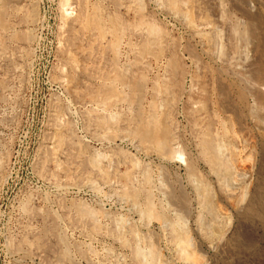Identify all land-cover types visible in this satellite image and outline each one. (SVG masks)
<instances>
[{"label": "rangeland", "instance_id": "rangeland-1", "mask_svg": "<svg viewBox=\"0 0 264 264\" xmlns=\"http://www.w3.org/2000/svg\"><path fill=\"white\" fill-rule=\"evenodd\" d=\"M172 2L0 0V264H264V0Z\"/></svg>", "mask_w": 264, "mask_h": 264}, {"label": "bare ground", "instance_id": "bare-ground-1", "mask_svg": "<svg viewBox=\"0 0 264 264\" xmlns=\"http://www.w3.org/2000/svg\"><path fill=\"white\" fill-rule=\"evenodd\" d=\"M174 1H176V0H173V2H174ZM66 2H68V1H66ZM169 2H170V0H169ZM173 2H172V3H173ZM178 2H179V1H178ZM243 2H244V1H243ZM180 3H181V2H180ZM173 4H174V3H173ZM181 4H182V3H181ZM183 4H184V3H183ZM224 5H225V4H224ZM234 5H235V4H234ZM171 6H173V5L171 4ZM184 6H186V5H184ZM169 7H170V6H169ZM170 9H171V8H170ZM172 9H173V8H172ZM251 9H252V8H251ZM174 11H175V10H174ZM180 11H181V10H180ZM189 11H190V10H189ZM255 11H256V10H255ZM29 12H30V11H29ZM31 12H32V11H31ZM140 12H141V11H140ZM246 12H247V11H246ZM244 13H245V12H244ZM263 14H264V13H263ZM98 19H99V18H98ZM181 19H182V18H181ZM221 19H222V18H221ZM257 19H259V18H257ZM189 20H190V19H189ZM191 21H192V20H191ZM216 21H217V20H216ZM222 21H223V20H222ZM256 22H258V23H256ZM240 23H241V22H240ZM194 25H195V24H194ZM237 25H238V23H237ZM257 25L259 26V29H257ZM230 26L233 27V24H232V25L230 24ZM244 26H245V25H243V27H241V28L244 29ZM251 26H252V29H251V30H252V31H251L252 34H251V35L253 36L252 38L255 39V40H251V41H250V40H249V41H248V40H245V41H246V42H247V41H248V42H251V43H250V44H251V50H250V55H249V56H251L252 61H250V60H249V61H250L251 63L254 61L255 64L258 65V64L260 63V62H259V61H260V57H261V58H264V20H262V19H260V20H258V21L251 20ZM234 27H235V26H234ZM115 28H116V27H115ZM223 28H224V27H223ZM228 28H229V27H228ZM236 28H238V26H236ZM236 28H235L234 31H235V32L238 31V33H235V36H237L236 34H238V36H239L240 31H241V33H244V35L247 34V32H246L247 29H246V30L244 29V30H245V31H244L243 29L238 30V29H236ZM246 28H247V27H246ZM233 29H234V28H233ZM233 29H232V31H233ZM227 31H228V30H227ZM247 31H248V30H247ZM249 32H250V31H248V34H249ZM251 32H250V33H251ZM102 34H103V33H102ZM229 34H231V33H229ZM229 34H228V35H229ZM233 34H234V33H233ZM248 34H247V35H248ZM240 35H241V34H240ZM217 36H218V35H217ZM241 37H242V35H241ZM250 37H251V36H250ZM121 38H122V37H121ZM121 38H120V39H121ZM215 38H216V36H215ZM227 38H228V37H227ZM230 38H231V36H230ZM204 39H205V38H204ZM218 39H219V38H218ZM235 39H236V37H235ZM237 39H238V38H237ZM237 39H236V40H237ZM244 39H245V38H244ZM244 39H243V42H244ZM246 39H247V38H246ZM248 39H249V36H248ZM214 40H215V39H214ZM240 40H241V39H240ZM240 40H239V41H240ZM227 41H228V40H227ZM228 42H229V41H228ZM230 42H231V41H230ZM230 42H229V43H230ZM200 43H201V42H200ZM216 43H217V42H216ZM229 43H228V44H229ZM237 43H238V40H237ZM239 43H240V42H239ZM241 43H242V42H241ZM202 44H203V43H202ZM232 44H233V43H232ZM250 44H249V45H250ZM229 45H230V44H229ZM242 45H243V44H242ZM242 45H240V46H242ZM221 46H222V45H221ZM231 46H232V45H231ZM247 46H248V44H247ZM227 47H228V46H227ZM237 47H238V46H237ZM228 48H229V47H228ZM235 48H236V47H235ZM241 48H242V47H241ZM181 49H182V48H181ZM225 49H226V48H225ZM236 50H239V48H236ZM244 50H246V49H244ZM193 51H194V50H193ZM234 51H235V50H234ZM240 51H241V50H240ZM246 51H247V50H246ZM246 51H245V56L248 55V54H247L248 52H246ZM225 52H226V51H225ZM231 52H232V51H231ZM229 53H230V51H229ZM236 53H237V52H236ZM238 53H239V52H238ZM190 54H191V53H190ZM232 54H234V53H232ZM241 54H242V52H241ZM234 55H235V54H234ZM234 55H233V56H234ZM242 58H243V56H242ZM175 59H176V58H175ZM223 59H225V58H223ZM227 59L229 60L230 58H227ZM247 59H248V58H247ZM249 59H250V58H249ZM176 60H177V59H176ZM194 60H195V59H194ZM198 60H199V59H198ZM218 60H219V59H218ZM245 60H246V59H244V61H245ZM169 61H170V60H169ZM195 61H196V60H195ZM195 61H194V63H195ZM234 61H235V60H234ZM237 61H238V60H237ZM237 61H236V62H237ZM241 61H242V60H241ZM249 61H248V62H249ZM250 62H249V64L251 65ZM254 62H253V63H254ZM218 63H219V62H218ZM222 63H223V62H222ZM226 63H227V62H226ZM228 63H230V62H228ZM243 63H244V62H243ZM246 63H247V62H246ZM235 64H236V63H235ZM170 65H171V64H170ZM223 65H224V63H223ZM231 65H232V64H231ZM233 65H234V63H233ZM233 65H232V66H233ZM245 65H246V64H245ZM252 65H253V64H252ZM257 65H256V66H257ZM260 65H261V64H260ZM260 65H258V66L255 67L254 69H256L257 77H258V79H259V80L261 81V83H262V84H261V85H262L261 87H263V83H264V65H263V64H262V66H260ZM172 66H175V65L172 64ZM177 66H178V65H177ZM225 66H226V65H225ZM236 66H237V65H236ZM241 66H242V65H241ZM238 67H240L239 64H238ZM238 67H237V68H238ZM246 67H248V66L246 65L245 68H246ZM251 67H252V66H251ZM251 67H250V69H251ZM172 68H173V67H172ZM174 68H175V67H174ZM177 68H178V67H177ZM177 68H176V69H177ZM232 68H233V67H232ZM221 69H222V67H221ZM229 69H230V68H229ZM243 69H244V68H243ZM227 70H228V69H227ZM210 71H211V70H210ZM231 71H233V70H231ZM244 71H248V70L245 69ZM211 72H212V71H211ZM229 72H230V71H229ZM229 72H228V73H229ZM198 73H199V72H198ZM201 73H202V72H201ZM207 73H208V72H207ZM209 73H210V72H209ZM214 73H215V72H214ZM224 73H225V72H224ZM235 73H236V72H235ZM230 74H231V73H230ZM245 74H246V72H245ZM245 74H244V75H245ZM248 74H249V73H248ZM252 74H253V73H252ZM215 75H216V74H215ZM224 75H225V74H224ZM234 75L236 76V74H234ZM238 75H239V72H238ZM240 75H242V74H240ZM253 75H254V74H253ZM226 76H227V75H226ZM230 76H231V75H230ZM245 76H246V75H245ZM254 76H255V75H254ZM208 77H209V76H208ZM213 77H214V76H213ZM227 77H229V76H227ZM222 78H223V77H222ZM237 78H238V77H237ZM242 78H243V77L239 78L240 81H241V80L244 81L245 77H244V79H242ZM251 78H252V77H251ZM219 79H220V78H219ZM239 79H238V80H239ZM223 80H225V79H223ZM220 81H221V80H220ZM220 81H219V82H220ZM233 81H235V80H233ZM211 82H212V81H211ZM219 82H217V83H219ZM223 82H224V81H223ZM231 82H232V81H231ZM231 82H230V83H231ZM236 82H239V81L236 80ZM236 82H235V85H236ZM241 82H242V81H241ZM217 83H216V85H217ZM221 83H222V81H221ZM226 83H227V82H226ZM232 83H234V82H232ZM239 83H240V82H239ZM242 83H244V82H242ZM216 85H215V87H216ZM217 86H218V85H217ZM239 86H240V85H239ZM251 86H252V85H251ZM222 87H223V86H222ZM234 87H235V86H234ZM234 87H233V88H234ZM248 87H249V86H248ZM248 87L246 86V88H248ZM261 87H258V86L256 85L255 87H249L247 91H249V89L251 90V88H252L253 92L255 91L254 93H252V94L254 95L255 93H261V92L263 91V89H262ZM213 89L215 90L214 87H213ZM229 89H230V88H229ZM229 89H227V90H229ZM238 89H239V87H238ZM218 90H219V89H218ZM227 90H226V91H227ZM204 91H205V90H204ZM231 91H232V90H231ZM236 91H241V90H237V89H236ZM242 91H245V90H242ZM213 93H214V92H213ZM220 93H221V92H220ZM227 93H228V91H227ZM231 93H235V92H231ZM231 93L229 92L228 94H231ZM214 94H215V93H214ZM217 94H218V92H217ZM239 94H240V93H239ZM262 94H263V93H262ZM220 95H221V94H220ZM222 95H223V94H222ZM231 95H233V94H231ZM237 95H238V93H237ZM258 95H259V94H258ZM260 95H261V94H260ZM214 96H215V95H214ZM244 96H245L244 93H243V94H240V95H239V99H240L239 101L244 100V99H245ZM248 96H249V94H248ZM215 97H216V96H215ZM254 97H256V96H254ZM222 98H223V97H222ZM227 98H228V96H227ZM237 98H238V96H237ZM243 98H244V99H243ZM250 98H251V97H250ZM256 98H257V97H256ZM218 99H219V98H218ZM230 99H231V98H230ZM246 99H247V98H246ZM246 99H245V101H246ZM248 99H249V98H248ZM215 100L217 101V99H215ZM219 100H220V99H219ZM225 100H226V99H225ZM227 100H228V99H227ZM250 100H252V99H250ZM258 100H259V99H258ZM222 101H223V100H222ZM233 101H235V100H232V102H233ZM237 101H238V100H237ZM219 102H220V101H219ZM235 102H236V101H235ZM256 102H257V100H256ZM217 103H218V102H217ZM217 103H216V105H217ZM237 105H238V104H237ZM256 105H257V104H256ZM218 106H219V105H218ZM220 106H221V103H220ZM242 106H243V105H242ZM248 106H250V107H248V108H252L251 106H253V105L250 104V105H248ZM257 106H258V105H257ZM262 106H263V105H262ZM222 107H223V106H222ZM246 107H247V106H246ZM253 107H254V106H253ZM224 108H225V107H224ZM227 108H229V107H227ZM227 108H226V109H227ZM255 108H256V107H255ZM220 109L222 110L221 107H220ZM259 109H260V108H259ZM180 110H181V109H180ZM196 111H197V110H196ZM227 111H228V110H227ZM232 111H233V110H232ZM232 111H231V112H232ZM239 111H241V110H239ZM242 111H243V110H242ZM247 112H248V111H247ZM247 112H246V113H247ZM208 113H209V112H208ZM218 113H219V111H218ZM218 113H217V114H218ZM238 113H241V112H237V114H238ZM242 113H243V112H242ZM242 113H241V114H242ZM227 114H229V112H228ZM215 115H216V114H215ZM233 115H234V114H233ZM256 115H257V114H256ZM258 115H259V114H258ZM231 116H232V115H231ZM253 116H255V115H253ZM253 116H252V117H253ZM220 117H221V116H220ZM248 117H249V118H252V117H250V116H248ZM257 117H259V116H257ZM222 118H223V116H222ZM234 118H235V117H234ZM262 118H263V117H262ZM237 119H238V118H237ZM241 119H242V118H241ZM212 120H213V119H212ZM242 120H243V119H242ZM262 120H263V119H262ZM237 121H238V120H237ZM263 121H264V120H263ZM221 122H222V121H221ZM242 122H244V123H243V125L240 124V125H241V129L245 126V125H244V124H245V121H242ZM250 122H251V121H250ZM252 122H253V121H252ZM260 123H261V121H260ZM260 123H259V124H260ZM212 124H213V123H212ZM222 124H223V127H224V122H222ZM231 124H232V123H231ZM238 124H239V123H238ZM246 124H247V122H246ZM253 124H254V123H253ZM162 125H163V124H162ZM233 125H234V124H233ZM240 125H239V126H240ZM263 125H264V124H263ZM163 126H164V125H163ZM201 126H202V125H201ZM217 127H218V126H217ZM230 127H231V126H230ZM253 127H254V126H253ZM255 127H256V126H255ZM209 128H210V127H209ZM209 128H208V129H209ZM224 128H225V127H224ZM239 128H240V127H239ZM247 128H248V127H247ZM258 128H259V127L257 126V130H258ZM154 129H155V128H154ZM164 129H166V128H164ZM244 129H245V127H244ZM244 129H243V130H244ZM255 129H256V128H255ZM259 129H260V131H258L257 134L261 133V130H262V129H261V128H259ZM158 130H159V129H158ZM166 130H167V129H166ZM225 130H226V128H225ZM227 130H229V129L227 128ZM227 130H226V131H227ZM243 130H242V131H243ZM251 130H252V129H251ZM257 130H256V131H257ZM263 130H264V129H263ZM161 131H162V130H161ZM167 131H168V130H167ZM152 132H153V130H152ZM205 132H207V134H208V132H209V133H211V132L213 133V131L210 132V130L205 131ZM215 132L217 133V130H216ZM219 132H221V131H218V135H219ZM232 132H233V131H232ZM161 133H163V132H161ZM166 133H169V132H166ZM202 133H203V132H202ZM216 133H214V134H216ZM223 133H224V132H223ZM214 134H213V135H214ZM221 134H222V133H221ZM227 134H228V132H227ZM249 134H250V133H249ZM153 135H154V134H153ZM216 135H217V134H216ZM230 135H231V134H230ZM260 135H262V134H260ZM150 136H151V135H150ZM157 136H158V135H156V137H157ZM203 136H204V135H203ZM207 136H208V135H207ZM207 136H206V137H207ZM214 136H215V135H214ZM214 136H211V137L213 138ZM227 136H228V135H227ZM232 136H233V135H232ZM232 136H231V138H232ZM262 136L264 137V135H262ZM159 137L161 138V135L158 136L157 138H159ZM164 137H165V136H164ZM206 137L204 136V138H206ZM224 137H225V135H224ZM147 138H148V135H147ZM152 138H155V137H152ZM204 138H202V139L204 140ZM208 138H209V137H208ZM208 138H207V139H208ZM215 138H217V136H216ZM215 138H213V139H211V140H209V139H210V138H209L208 140H209V141H212V142H213V141H217ZM219 138H220V140H221V137H220V136H219ZM222 138H223V137H222ZM225 138H226V137H225ZM225 138H224V139H225ZM231 138H230V140H231L230 143H231L232 140H233V138H232V139H231ZM234 138H235V137H234ZM257 138H258V137H256L255 139H257ZM66 139H67V138H66ZM148 139H149V138H148ZM214 139H215V140H214ZM226 139H227V138H226ZM226 139H225V140H226ZM158 140H159V139H158ZM218 140H219V139H218ZM251 140H252V139H251ZM149 141H150V140H149ZM159 141L161 142V140H159ZM200 141H202V140L200 139ZM233 141H236V140H233ZM255 141H256V140H255ZM164 142H165V141H164ZM206 142H207V141H206ZM218 142H219V141H218ZM166 143H167L168 145L170 144V143H168V142H166ZM226 143H227V146L232 144V143H231V144H228L229 142H226ZM261 143H262V142H261ZM261 143H260L259 145H262L264 142H263L262 144H261ZM198 144H199V143H198ZM205 144H206V143H205ZM211 144H212V143H211ZM211 144L209 145V143L207 142V146L209 145L207 149L210 151L209 153H211V154H210V156H208L207 153H206V154H207L208 157L211 158V160H212L211 163L213 162V164L216 165L217 167H220V166H221V162H220V161H221V159L224 158V157L221 158L223 155L225 156V159H226V158L228 157V156L226 157V154H227V153H228L229 156H231V155L229 154L230 152H231V153H232V152L235 153L236 150H237V151L239 150V148H237L239 145H237V147H235V145H234V148H235V149H232L233 147L229 146V150H230V152H228L229 150H228V151L226 150L227 153H226V154H223V149H222L223 144H222V143H221V144H222V147L219 146V148H220L222 151L219 150L218 148H215V146H214L215 144H214V143H213V145H212V146H214V147H212ZM163 145H164V144H163ZM217 145H218V144H217ZM240 145H241V144H240ZM252 145H253V144H252ZM263 145H264V144H263ZM160 146H161V144H160ZM160 146H159V147H160ZM166 146H167V145H166ZM205 146H206V145H205ZM241 146H242V145H241ZM254 146H255V145H254ZM210 147H211V149H210ZM230 147H231V148H230ZM256 147H257V146H255V148H256ZM258 147H259V146H258ZM261 147H262V146H261ZM263 147H264V146H263ZM263 147L260 148V149H263ZM172 148H173V147H172ZM223 148H225V146H224ZM226 148H227V147H226ZM226 148H225V149H226ZM236 148H237V149H236ZM245 148H246V146H245ZM205 149H206V148H205ZM207 149H206V151H207ZM249 149H250V148H248V150H249ZM218 150H219V151H218ZM231 150H235V151H231ZM240 150H241V149H240ZM243 150H244V151H245V150L247 151V149H244V147H243ZM220 151H221V152H220ZM241 151H242V150H241ZM244 151H243V152H244ZM250 151H251V150H250ZM252 151H253V148H252ZM256 151H257V150L255 149V152H256ZM260 151H262V150H260ZM200 152H201V151H200ZM204 152H205V151H204ZM207 152H208V151H207ZM217 152H218V153L220 152V153L223 154V155L221 156V154H219V156H218V153H217ZM224 152H225V151H224ZM239 152H240V151H239ZM239 152H238V153H239ZM253 152H254V151H253ZM253 152H252V153H253ZM233 153H232V155H233ZM248 153H249V152H248ZM262 153H264V149H263V152H262ZM206 154H205V155H206ZM255 154H256V153H255ZM255 154H254V155H255ZM200 155H202V154H200ZM248 155H249V154H248ZM252 155H253V154H252ZM207 156H206V157H207ZM233 156H234V155H233ZM235 156H236V154H235ZM235 156H234L233 158L237 159L238 157L236 158ZM200 157H201V156H200ZM202 157H203V156H202ZM206 157H205V159H206ZM219 157H220L221 159H220ZM203 158H204V157H203ZM228 158H229V157H228ZM231 158H232V157H231ZM231 158H229V160H230ZM242 158H243V157H242ZM257 158H258V157H257ZM260 158H261V156H260ZM225 159H224V160H225ZM238 159H239V158H238ZM244 159H245V158H244ZM247 159H248V158H247ZM247 159H245V161H247ZM253 159H254V158H253ZM258 159H259V158H258ZM224 160H223V163H224ZM231 160H232V159H231ZM233 160H234V159H233ZM233 160L230 161L231 163H234L233 165H235V163H236V164H237V163L240 164V163L242 162V161L239 162L240 160H236L237 162H233ZM254 160H255V159H254ZM260 160H261V159H260ZM195 161H196V160H195ZM226 161H227V163L229 164L228 160H226ZM226 161H225V162H226ZM261 161H264V160L262 159ZM208 162H210V161L208 160ZM251 162H253V161H251ZM256 162H257V160H256ZM256 162H255V163H256ZM188 163H189V162H188ZM193 163H194V162H193ZM211 163H209V164H211ZM227 163H226V167L228 166ZM231 163H230V164H231ZM243 163H244V160H243ZM243 163H241L240 165L243 166V165H242ZM255 163H251V164H255ZM258 163H261V162H259V160H258ZM258 163H256V165H253L254 167L256 166V169H254V170H259V164H258ZM263 163H264V162H263ZM245 164H247V163H245ZM251 164H250V165H251ZM189 165H190V164H189ZM189 165H187V167H188ZM211 165H212V164H211ZM218 165H220V166H218ZM261 165H262V167L264 166L263 164H261ZM195 166H196V165H195ZM223 166H225V165H223ZM223 166H221V167H223ZM235 166H236V165H235ZM226 167H224V168H226ZM229 167H230V166H228V168H229ZM238 167H239V166H238ZM243 167H246V166H243ZM247 167H248V165H247ZM188 168H189V167H188ZM193 168H194V167H193ZM224 168H222V170H224ZM228 168H227V170H228ZM248 168H249V167H248ZM251 168H252V167H251ZM230 169H231L230 171L232 172V170H233V173H234V169H232V167H231ZM241 169H242V168H241ZM252 169H253V168H252ZM191 170H192V169H191ZM213 170H214V169H213ZM227 170H226V171H227ZM238 170H239V169H238ZM263 170H264V167H263ZM215 171H216V169H215ZM226 171H224V172H222V173H225ZM230 171H228V172L231 173ZM240 171H241V170H240ZM259 171H260V170H259ZM259 171H258V172H259ZM261 171H262V170H261ZM197 172H198V171H197ZM211 172H213V171H211ZM216 172H217V171H216ZM218 172H219V171H218ZM222 173H221V174H222ZM226 173H227V172H226ZM226 173H225V174H226ZM233 173H232V174H233ZM235 173H236V172H235ZM251 173H252V172H251ZM190 174H191V172H190ZM232 174L230 175V177L232 176ZM256 174H257V173H256ZM256 174H255V176H256ZM191 175H195V174L192 173ZM214 175H215V174H214ZM214 175H213V177H214ZM235 175H236V174H235ZM235 175H233V176H235ZM252 175H253V174H252ZM227 176L229 177V174H228V173H227ZM233 176H232V179L234 180L235 177H233ZM263 176H264V174H263ZM193 177H194V176H193ZM240 177H241V176H240ZM259 177H261V176H259ZM214 178H215V177H214ZM217 178H218V176H217ZM219 178H221L220 175H219ZM225 178H226V177H225ZM253 178H254V177H253ZM215 179H216V178H215ZM232 179L230 178V179H229V182H228V180H227L228 184H232V183L235 184V183H236L235 181H236L237 179L235 178V181H234L235 183L232 181ZM238 179H239V177H238ZM230 180H231L232 183L230 182ZM259 180H261V179H259ZM263 180H264V179H263ZM212 181H213V180H212ZM219 181H222V180H219ZM219 181H217V182H219ZM239 181H240V180H239ZM224 182H225V181L223 180V183H224ZM237 182H238V181H237ZM223 183H220V184H223ZM238 183H240V182H238ZM252 183H253V181H252ZM224 184H225V183H224ZM256 184H257V182H256V180H254V183H253V186H252L253 188H252V189H255L257 186H259V185H256ZM200 185H201V184H200ZM217 185H218V184H217ZM197 186H198V185H197ZM218 186H219V185H218ZM225 186H226V185H224V187H225ZM261 186H263V185H261ZM200 187H201V186H200ZM200 187H199V188H200ZM224 187H222V188H224ZM232 187H233V186H232ZM234 187H235V186H234ZM245 187H246V186H245ZM164 188H165V187H164ZM218 188H219V187H218ZM249 188H250V186H248V188H246V191L249 192V193H247L248 195L245 194V189H244V187H240V186H239V188H238L237 190H239V194L241 193L240 195L245 194V196H247V199H246V198L243 199V201L246 200V201H245L246 203H244L243 201H240V202H243L244 204H246V207H247L249 210H251V209L253 208L254 200H253V197H252V196H253V190H252V191H249V190L251 189V188H250V189H249ZM181 189H182V188H181ZM248 189H249V190H248ZM203 190H204V189H203ZM256 190H257V189H256ZM168 191H169V190H168ZM171 191H172V189H171ZM176 191L178 192V190H176ZM181 191H182V190H181ZM205 191H206V189H205ZM207 191H208V190H207ZM169 192H170V191H169ZM172 192H174V191H172ZM202 192H203V191H202ZM257 192H258V190H257ZM174 193H175V192H174ZM203 193H204V192H203ZM233 193H234V192H233ZM233 193H232V194H233ZM235 193H236V190H235ZM237 193H238V192H237ZM239 194H238V195H239ZM173 196H174V195H173ZM173 196H172V197H173ZM179 196H180V195H179ZM208 196H209V195H208ZM167 197H168V196H167ZM167 197H166V198H167ZM206 197H207V196H206ZM209 197H210V196H209ZM240 197L242 198V196H239V198H240ZM173 198L175 199V198H177V197L174 196ZM179 198H180V197H179ZM182 198H184V197H182ZM182 198H180V200H181ZM211 198H212V197H211ZM243 198H244V197H243ZM148 199H149V198H148ZM151 199H152V198H151ZM151 199H150V200H151ZM170 199L172 200V198H170ZM174 199H173V201H176L177 204H179V202L181 203V201H182V200L179 201V199H178V200H174ZM185 199H186V198H185ZM261 199H262V198H261ZM183 200H184V199H183ZM202 200H203V199H202ZM240 200H241V199H240ZM256 200H257V199H256ZM152 201H153V200H152ZM207 201H209V200H207ZM258 201H259V199H258ZM210 202H211V201H210ZM236 202H237V201H236ZM150 203H151V201H150ZM228 203H229V202H228ZM228 203H227V204H228ZM243 203H241L242 205L240 204V206H244ZM207 204H208V202H207ZM231 204H232V203H231ZM23 205H24V204H23ZM138 205H139V204H138ZM237 205H239V203H237ZM260 205H261V204H260ZM80 206H81V205H80ZM140 206H141V205H140ZM153 206H154V205H153ZM153 206H152V205H148V207H153ZM169 206H170V205H169ZM179 206H180V204H179ZM206 206H207V205H206ZM208 206H209V205H208ZM228 206H230V205H228ZM240 206H239V207H240ZM146 207H147V206H146ZM203 207H204V206H203ZM212 207H213V206H212ZM230 207H231V206H230ZM235 207H236V206H235ZM235 207H234V208H235ZM237 207H238V206H237ZM163 208H164V207H163ZM243 208H244V207H243ZM254 208H256V207H254ZM90 209H91V208H90ZM139 209H140V207H139ZM141 209H142V208H141ZM236 209L238 210V208H236ZM87 210H88V209H87ZM150 210H151V209H150ZM150 210H149V211H150ZM89 211H90V210H89ZM137 211H138V210H137ZM140 211H141V210H140ZM142 211H143V210H142ZM208 211H209V210H208ZM217 211H218V210H217ZM235 212H237V211H235ZM251 212H252V211H251ZM140 214H142V213H140ZM216 214H217V213H216ZM234 214H236V213H234ZM93 215H94V214H93ZM213 215H214V214H213ZM236 215H237V214H236ZM238 215H239V214H238ZM243 215H244V214H243ZM212 217H213V216H212ZM227 217H228V216H227ZM262 217L264 218V216H262ZM223 218H224V217H223ZM256 219H257V218H256ZM91 220H92V219H91ZM120 221H122V219H121ZM219 221H220V220H219ZM226 222H227V221H226ZM234 222H235V221H234ZM232 224H233V221H231V224H230V225H232ZM236 224H237V223H236ZM171 225H172V224H171ZM226 225H227V224H226ZM173 226H174V224H173ZM170 228H172V227H170ZM174 228H175V227H174ZM236 228H237V227H236ZM234 229H235V225H234V226H231L230 228H228V230L225 229V230H226V233L222 234V235H224V236H223V239L221 238V239H222V242L219 240V242H221V243H220L221 245H222V244H225V245H226V244H234V243H233V239H235V238H233V232H234ZM238 229H239V228H237V230H238ZM119 230H120V228H119ZM121 231H122V230H121ZM135 231H136V230H135ZM235 231H236V230H235ZM141 233H142V231H141ZM141 233H140V234H141ZM185 233H186V232H185ZM214 235H215V234H214ZM150 236H151V235H150ZM239 236H240V235H239ZM138 237H140V236H138ZM141 237H142V236H141ZM236 237H238V236H236ZM213 238H214V237H213ZM141 239H142V238H141ZM215 239H216V238H215ZM144 240H146V239H144ZM186 240H187V239H186ZM211 240H212V239H211ZM26 241H27V240H26ZM28 241H29V240H28ZM120 241H121V240H120ZM137 241H138V240H137ZM157 241H158V240H157ZM184 241H185V240H184ZM216 241L218 242V240H216ZM64 242H65V240H64ZM151 242H152V241H151ZM151 242H150V243H151ZM159 242H160V241H159ZM178 242H179V241H178ZM217 242H215V243H217ZM26 243H27V242H26ZM26 243H25V244H26ZM144 243H145V241H144ZM152 243H154V242H152ZM155 243H156V242H155ZM170 243H171V242H170ZM62 244H63V243H62ZM127 244H128V243H127ZM201 244H202V243H201ZM218 244H219V243H218ZM17 245H18V244H17ZM125 245H126V244H125ZM221 245H220V247H221ZM12 246H13V245H12ZM129 246H130V245H129ZM182 246H183V245H182ZM223 246H224V245H223ZM227 246H228V245H227ZM18 247H19V246H18ZM32 247H33V246H32ZM130 247H131V246H130ZM138 247H139V246H138ZM154 247H155V246H154ZM177 247H178V246H177ZM180 247H181V246H180ZM156 248H157V247H156ZM186 248H187V247H186ZM60 249H61V248H60ZM151 249H152V248H151ZM157 249H158V248H157ZM157 249H155V251H157ZM174 249H175V248H174ZM184 249H185V248H184ZM137 250H138V249H137ZM139 250H140V249H139ZM144 250H145V251H146V250H150V248H148V249H144ZM144 250L142 249L143 252H145ZM153 250H154V249H152V250L150 251V252H151V255H153V252H155V251H153ZM177 250H178V249H177ZM214 250H215V249H214ZM62 251H64V249H63ZM66 251H67V250H66ZM140 251H141V250H140ZM143 252H141V253H143ZM60 253H61V251H60ZM60 253H59V254H60ZM67 253H68V252H67ZM145 253H146V252H145ZM145 253H144V254H145ZM155 253H156V252H155ZM157 253H158V252H157ZM173 253H174V252H173ZM177 253H178V252H177ZM106 254H107V253H106ZM123 254H124V253H123ZM144 254H142V255L140 254V256H143ZM60 255L62 256L63 253H61ZM64 255H65V254H64ZM138 255H139V254H138ZM151 255L149 254V256H151ZM183 255H185V254H183ZM215 255H216V254H215ZM96 256H97V255H96ZM146 256L149 257L147 253H146ZM68 257H69V256H68ZM68 257H67V258H68ZM60 258H62V257H60ZM64 258H66V257H64ZM150 258H151V260H150V263H151L152 260H153L154 258H153L152 256H151ZM156 258H158V255H157ZM156 258H155V259H156ZM62 259H63V258H62ZM69 259H70V257H69ZM71 259H72V258H71ZM108 259H109V258H108ZM145 259H146V258H145ZM147 259H149V258H147ZM155 259H154V261L157 260V259H156V260H155ZM158 259H160V258H158ZM65 260H66V259H65ZM67 260H68V259H67ZM178 260H179V259H178ZM69 261H70V260H69ZM73 261H74V260H73ZM91 261H92V260H91ZM144 261H145V260H144ZM159 261H160V260H159ZM167 261H168V260H167ZM88 263H89V262H88ZM143 263H144V262H143ZM145 263H147V262H145ZM156 263H157V262H156ZM100 264H101V263H100ZM104 264H105V263H104ZM179 264H180V263H179ZM187 264H188V263H187ZM200 264H201V263H200ZM206 264H207V263H206ZM208 264H210V263H208Z\"/></svg>", "mask_w": 264, "mask_h": 264}]
</instances>
